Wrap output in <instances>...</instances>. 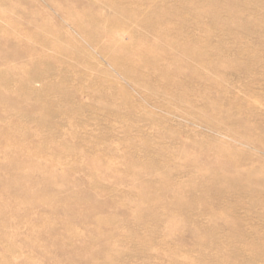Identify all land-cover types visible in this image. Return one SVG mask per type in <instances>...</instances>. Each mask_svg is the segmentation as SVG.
I'll return each mask as SVG.
<instances>
[{"label": "rangeland", "instance_id": "374dc122", "mask_svg": "<svg viewBox=\"0 0 264 264\" xmlns=\"http://www.w3.org/2000/svg\"><path fill=\"white\" fill-rule=\"evenodd\" d=\"M0 88V264H264V0H0Z\"/></svg>", "mask_w": 264, "mask_h": 264}, {"label": "bare ground", "instance_id": "6f19581e", "mask_svg": "<svg viewBox=\"0 0 264 264\" xmlns=\"http://www.w3.org/2000/svg\"><path fill=\"white\" fill-rule=\"evenodd\" d=\"M164 29H165V28H164ZM161 33H162V32H161ZM188 49L190 50V48H188ZM188 49H187V50H188ZM189 50H188V51H189ZM125 54H127V53H125ZM192 54L195 55V53H192ZM124 56H125V55H124ZM127 57H128V56H127ZM129 57H130V55H129ZM153 63H154V62H153ZM138 64H139V62H138ZM140 64H141V63H140ZM136 67H137V66H136ZM5 81H6V80H5ZM2 82H3V81H2ZM1 84H4V83H1ZM49 88H51V87H49ZM0 89H1V88H0ZM51 89H54V88H51ZM24 92H25V91H24ZM63 95H64V94H63ZM1 139H2V137H1ZM12 161H13V160H12ZM17 161H18V160H17ZM19 162H20V161H19ZM23 163H24V162H23ZM225 163H227V162H225ZM13 164H14V162H13ZM15 164H16V163H15ZM18 164H20V163H18ZM197 166H199V164H197ZM209 166H210V165H209ZM198 169H199V167H198ZM228 169H229V168H228ZM199 170H202V169H199ZM29 171H30V170H29ZM32 171H33V170H32ZM32 171H30V172H32ZM39 171H40V170H39ZM34 172H35V171H34ZM224 172H225V171H224ZM236 172H237V171H236ZM247 172H248V171H247ZM27 173H28V171H27ZM27 173H26V176H28ZM201 173H202V172H201ZM248 173H249V172H248ZM261 173H262V172H261ZM28 174H30V173H28ZM225 174H226V173H225ZM246 174H247V173H246ZM218 175H221V174H218ZM243 175H244V174H243ZM263 175H264V174H263ZM26 176H25V177H26ZM205 176H206V175H205ZM214 176H216V175H214ZM214 176H212V177H214ZM25 177H24V178H25ZM218 177H220V176H218ZM24 178H21V179L24 180ZM202 178H203V177H202ZM202 178H201V179H202ZM228 178H229V177H228ZM230 178H231V177H230ZM232 178H233V177H232ZM263 178H264V177H263ZM204 179H206V177H205ZM212 179H213V178H212ZM233 179H234V178H233ZM237 179H238V177H236V181H237ZM14 180H15V179H14ZM207 180H208V179H207ZM207 180H204V181H207ZM259 180H260V179H259ZM204 181H203V183H204ZM213 181H214V180H212L211 182H213ZM220 181H221V180H218V182H220ZM222 181L224 182L225 180L222 179ZM222 181H221V182H222ZM226 181H227V180H226ZM231 181H232V180H231ZM11 182H14V185H16V184H15V181H11ZM11 182H9V183H11ZM17 182H18L19 184H21V185L23 184V183L19 182L18 180H17ZM207 182H208V181H207ZM207 182H206V183H207ZM233 182H234V181H233ZM229 183H230V182H229ZM260 183H261V182H260ZM188 184H190V183H188ZM212 184H213V183H212ZM215 184H216V182H215ZM219 184H220V183H219ZM238 184H239V183H238ZM247 184H248V183H247ZM203 185H204V184H203ZM224 185H226V183H225ZM230 185H232V184H230ZM241 185H242V182H241ZM255 185H256V184H255ZM263 185H264V184H263ZM16 186L19 187V185H16ZM25 186H26V185H25ZM227 186H228V185H227ZM232 186H233V185H232ZM236 186H239V185H236ZM21 187H23V186H21ZM191 187H192V186H191ZM224 187H226V186H224ZM262 187H263V186H262ZM27 188H28V187H27ZM27 188H26V189H27ZM213 188H214V187H213ZM230 188H231V187H230ZM211 189H212V187H211ZM248 189H249V187H248ZM30 190H31V189H30ZM254 190H255V189H254ZM263 190H264V188H263ZM249 191H250V190H249ZM2 192H3V191H2ZM142 194H144V193H142ZM43 197H44V195H43ZM50 197H51V196H50ZM51 200H52V199H51ZM85 200H87V199H85ZM30 201H31V200H30ZM49 201H50V200H49ZM87 201H88V200H87ZM179 201H181V200L179 199ZM182 201H183V200H182ZM26 202H27V201H26ZM142 202H143V201H142ZM86 203H87V202H86ZM86 203L84 202V204H86ZM180 205H181V204H180ZM182 205H183V204H182ZM182 205H181V206H182ZM0 206L2 207L3 205L1 204ZM181 206H180V207H181ZM182 207H184V206H182ZM1 209H2V208H1ZM4 209H5V208H4ZM1 211H2V210H1ZM1 211H0V212H1ZM137 213H138V212H137ZM99 221H100V220H99ZM178 224H179V223H178ZM58 240H59V239H58ZM60 243H61V242H60ZM60 246H61V245H60ZM106 258H107V257H106ZM106 258H105V259H106Z\"/></svg>", "mask_w": 264, "mask_h": 264}]
</instances>
